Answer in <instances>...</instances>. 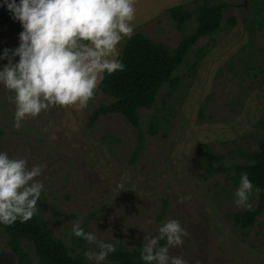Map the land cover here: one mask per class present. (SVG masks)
Listing matches in <instances>:
<instances>
[{
  "label": "rangeland",
  "instance_id": "1",
  "mask_svg": "<svg viewBox=\"0 0 264 264\" xmlns=\"http://www.w3.org/2000/svg\"><path fill=\"white\" fill-rule=\"evenodd\" d=\"M195 1L203 0H135L131 36L144 33L176 48L182 33L168 10H194ZM210 1L228 5L224 24L200 40L179 68L177 90L163 88L157 106L140 112L146 143L135 163L137 132L121 115L88 127L92 112L112 101L99 86L85 108L52 106L20 128L14 127V94L0 86V150L27 158L28 167L44 165L36 178L45 189L35 215L74 254L96 250L71 233L75 220L116 251H132L145 233L158 235L164 211V222L177 219L187 232L181 246L169 248L170 256L181 255L188 264H264V214L252 228L237 229L232 217L245 209L234 204V175L209 178L199 163L202 145L227 166L245 163L243 155L258 150L264 132V0ZM20 31L19 21L0 27V53L18 46ZM127 39L117 47L119 57ZM249 199L258 204V195ZM7 241L0 230V264H17Z\"/></svg>",
  "mask_w": 264,
  "mask_h": 264
},
{
  "label": "clouds",
  "instance_id": "2",
  "mask_svg": "<svg viewBox=\"0 0 264 264\" xmlns=\"http://www.w3.org/2000/svg\"><path fill=\"white\" fill-rule=\"evenodd\" d=\"M0 7L22 27L18 46L0 53V61L7 60L0 66V86L14 94V127L52 106L85 108L105 73L124 70L117 47L133 34L135 0H0ZM43 167H28L27 158L0 150V225L23 223L36 214L45 189L36 178ZM260 191L241 172L234 204L250 211L249 198ZM71 233L95 245L96 250L84 253L93 264H103L116 251L113 243L85 231L79 220L72 222ZM186 235L179 220L168 219L158 235L145 233L140 259L144 264H188L181 255H169V248L181 246Z\"/></svg>",
  "mask_w": 264,
  "mask_h": 264
},
{
  "label": "trees",
  "instance_id": "3",
  "mask_svg": "<svg viewBox=\"0 0 264 264\" xmlns=\"http://www.w3.org/2000/svg\"><path fill=\"white\" fill-rule=\"evenodd\" d=\"M194 10L175 6L168 10L182 38L176 48L157 42L144 33H135L127 39L120 56L125 67L123 71L104 74L99 85L102 94L110 97L109 104L96 108L88 119L89 129L97 121L108 115H121L137 132V146L132 156L135 163L145 149L146 136L142 129L140 112L152 110L158 104L163 88L168 87L170 94L177 90V72L191 55L197 43L216 35L224 24L225 3L213 4L210 0L195 1ZM12 14L2 8L0 27L13 23ZM195 23L196 27L188 33L187 28ZM264 131V124L262 126ZM158 132L156 126L150 129L151 135ZM245 163L227 166L223 156L214 153L208 145L201 147L202 169L209 178L217 175H234L239 183L241 172H247L254 186L261 191L258 204L252 210H244L232 217L234 226L245 231L254 226L264 214V132L258 150L243 155ZM160 226L164 223V211L159 216ZM0 230L8 236L7 248L17 260V264H93L85 258V251L74 254L68 246L56 237L54 231L40 217L34 215L21 223L0 225ZM161 240L160 244H165ZM141 247L132 251L120 249L107 257L103 264H144L140 259Z\"/></svg>",
  "mask_w": 264,
  "mask_h": 264
}]
</instances>
